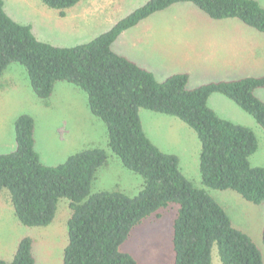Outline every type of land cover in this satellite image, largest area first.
<instances>
[{
    "label": "trees",
    "instance_id": "trees-1",
    "mask_svg": "<svg viewBox=\"0 0 264 264\" xmlns=\"http://www.w3.org/2000/svg\"><path fill=\"white\" fill-rule=\"evenodd\" d=\"M39 1L64 16L80 0ZM179 2L191 3L211 19L235 18L264 33V7L257 0H146L88 41L59 46L37 39L31 25L10 17L0 0V73L11 63L21 64L31 90L46 105L56 82L84 92L90 113L104 125L111 153L142 178L132 196L119 189L92 192L95 173L108 158L104 149L83 148L61 163L45 165L35 150L33 117L21 113L14 119L15 149L0 153V195L7 191L5 200L27 227L50 224L58 200H67L62 264H136L120 245L135 225L169 204H176L173 264H211L213 246L222 264H264L252 239L232 225L225 209L204 189H230L248 202L264 201V166L249 163L257 149L254 132L221 118L208 105L209 96L219 93L264 130V102L254 95L255 89L264 88V73L189 88L187 72L159 81L112 48L123 31ZM141 108L176 117L195 132L204 187L185 177L176 154L162 151L145 135ZM261 236L264 243V224ZM32 244L30 236L21 237L12 258H0V264H34Z\"/></svg>",
    "mask_w": 264,
    "mask_h": 264
},
{
    "label": "rangeland",
    "instance_id": "rangeland-1",
    "mask_svg": "<svg viewBox=\"0 0 264 264\" xmlns=\"http://www.w3.org/2000/svg\"><path fill=\"white\" fill-rule=\"evenodd\" d=\"M2 1L4 9L10 17L19 23L31 25L32 32L37 39L59 46H74L106 31L117 20L142 5L146 0H80L71 9L66 10L64 16H60L54 9L47 8L39 0ZM257 1L264 7V0ZM94 4L101 7V11L98 14L89 15V10ZM239 22L235 18L214 20L191 3H174L125 30L113 42L112 48L115 52L150 70L159 81L171 73L187 71V86L189 88L209 81L261 75L264 73V62L258 64H247L244 61L241 63L217 62L216 60L212 62L208 56H205L209 62L201 64L200 67L204 70L210 69L209 74L206 75L199 68L193 70L191 66H196V64L188 62L184 58L189 50V44L197 45V50L204 52L207 47L202 42L203 38L214 35L210 39L218 40V34L220 39L224 38L223 36L227 32L221 28H218V31H213L217 28L212 27L214 24H236ZM64 23L69 26L63 28ZM231 29V33H239L233 28ZM249 30H242V41L238 42L235 48L236 53L242 54L253 46H256V54L264 50L261 40L257 38L263 33L253 28H251L252 32L257 33H249ZM139 40L143 42L139 43ZM143 46L145 49H142ZM231 46L233 47L232 44ZM215 49V54H217L214 57L218 59L220 58L218 53L221 52V44H217ZM260 59L264 60L263 55L256 57V61ZM74 90L72 85L66 82L55 83L49 102L56 104L60 99L61 104L69 103L72 107L68 111L64 110L61 115L53 113L51 107L46 105L47 100L37 98L31 90L23 66L19 63H11L6 70L0 73V153L15 149L13 121L19 114L27 113L34 119L35 149L40 155V161L45 165H56L63 162L67 153L75 151L80 146L78 144L72 146L67 138L66 145L68 144V146L65 145L66 148L64 147L60 151L62 143L58 138L60 135L66 137L64 134L66 130H70L73 136L76 135L77 131L83 130L87 123L86 116H83V121L79 119L82 107H73L74 103L81 105L82 100L67 98ZM80 92L85 96L84 92ZM254 95L264 102V88L255 89ZM210 96L208 105L214 109L218 116L249 127L254 132L257 149L249 157V163L250 165L264 166V130L251 115L230 99L219 93H213ZM61 108L64 107L61 106ZM150 114H156L158 117H153ZM139 116L145 135L162 151L178 153L181 151L183 161L185 156L188 157L190 153V159L193 164L196 162V166L184 162L183 170L192 183L200 185L198 145L196 144V147L191 145L195 139L188 134L191 131L199 142L195 132L173 116L154 113L142 108L139 109ZM99 122L103 125L100 120ZM94 135L97 139L96 147L104 149L108 158L106 163L97 169L91 182V191L120 189L127 195H134L137 192H133L137 189L135 188L136 180H140L142 183V178L123 167L118 158L111 153L106 144L105 133L102 134L99 128H95ZM195 149L197 154L194 161ZM204 189L225 209L232 225L252 239L260 251L264 263V243L261 236L264 224V201L260 204L248 202L230 189L216 190L208 187H204ZM6 194L5 189L1 191V201H6ZM68 211L67 200L61 198L57 202L55 216L49 225L27 227L18 222L20 228L25 230L24 236H30L33 240L34 264H62L63 248L67 243L66 219ZM175 212L176 204H169L167 207L159 209L158 215L153 213L144 218L131 229L128 237L120 245V251L130 254L136 264H173L171 239ZM10 222V219L7 222L5 217L0 216L1 236L13 235V230L8 227ZM62 226L65 228L64 235L61 231ZM211 264H222L215 246L211 250Z\"/></svg>",
    "mask_w": 264,
    "mask_h": 264
},
{
    "label": "crops",
    "instance_id": "crops-1",
    "mask_svg": "<svg viewBox=\"0 0 264 264\" xmlns=\"http://www.w3.org/2000/svg\"><path fill=\"white\" fill-rule=\"evenodd\" d=\"M71 8H69V9H71ZM89 11H90L89 15H91L92 13H97L98 14L101 11V7H99L97 4H94ZM68 26H69L68 24L64 23L63 28L64 27H68ZM212 27H217V28L213 29V31H218V28H221L222 30L226 31L227 33L223 36L224 37L223 39H220L219 34L217 35L218 40L210 39L214 35L213 36L208 35L205 38H203L202 42H204V44L207 47V49L204 52H199L197 50V45L196 46H192V45L189 44V50L186 52V57H184V58L186 59V61H188V62L191 61L192 63L196 64V66H191V68L193 70L195 68H199L200 70L203 71L204 74H206V75L209 74V72H210L209 68L207 70H204L203 68L200 67L201 64L209 62L206 59L205 56H208V59L210 61H212V62L215 61V60L217 62H232V63H236V62H240L241 63L242 61H244L247 64H258V63L264 62L263 59H260L259 61H256V57L262 56V55L264 57V50H262L261 53H257L256 54V50H255L256 46L251 47L249 50L244 51L242 54L241 53H236V51H235V48H236L238 42L242 41V37H243L242 30L250 29L249 33H257V32H252L253 30H251V28H249V26H247L246 24H244L242 22H239V23H236V24L235 23L234 24L218 23V24H214V26H212ZM231 28H233L235 31H238L239 33H236V32L231 33L230 32V30H232ZM254 35L256 36L258 34H254ZM250 37L252 38V36H250ZM138 38H140V37H138ZM257 38L259 40H261V42H262V44L264 46V33L262 34V36H259ZM141 42H143V41L139 40V43H141ZM217 44H221V49H220L221 52L218 53L220 58L215 59L214 55L216 56V54H217V53L215 54V52H216L215 51L216 50L215 47H216ZM231 44L233 45V47L231 46ZM142 49H145V46H143ZM192 69H189V70H192ZM69 85H71V84H69ZM72 88H74L75 90L70 95H68L67 98L81 99L82 100L81 105L75 104L73 102L74 103L73 107H76V108L79 107V106L82 107V113L79 115V119L81 121H83V116H86L87 117V123H85V121H84V123H85L84 129L83 130L79 129L77 131L76 135L73 136L71 134L70 130H66V131H64V134L66 135V137H63L62 135H60V138H58L59 142L62 143V145H60L61 146L60 151L64 149V147H65V145L67 143V138L71 142L72 146L73 145L76 146L77 144L80 146V147H78V149H75V151H70L69 153H67L68 155L73 153V152H76V151H78V150H80L82 148L96 147L95 142H96L97 139L95 138V135H94L95 128H99L100 132L102 134L105 133L104 125L100 124L99 119H97L94 115H92L90 113V111H89V109L87 107V104H86L85 96L83 94H81L79 89H77V88H75L73 86H72ZM76 90L79 91V92H75ZM53 104L54 103H50L49 102L48 106L51 107L53 113H56V114H59V115H61V113L64 110L68 111L69 108L72 107V106H70L69 103L61 104L60 103V99H59V101L56 104H54V105ZM61 106H63L64 108H61ZM150 115L153 116V117H158L156 114H150ZM64 123H66V122L64 121ZM54 132H56V130H54ZM188 134L193 139H195V141L191 145H194V147H196V144L198 145L197 151H198V154H199V142H197L194 134H192L191 131ZM35 144H36V142H35V139H34V146H35ZM154 144H156V143H154ZM67 146H68V144L66 145V147ZM163 151H165V150H163ZM197 151H196V149L194 150V155H193V160L194 161L196 160ZM165 152L174 153L176 155L178 154L177 156L179 158L180 170L185 175V177L189 179V177L185 173V170H183V163L184 162H188V163L192 164L193 166L194 165L196 166V162L193 164V162L190 159V153L188 154V157L185 156L184 161H183V158L181 157V151H179V153L178 152H174V151H165ZM39 158H40V155H39ZM197 158H198V156H197ZM253 166H256V165H253ZM198 167H199V165H198ZM141 184L142 183H141L140 180H138V181L136 180V187L135 188H137V189H135L133 192L138 191L140 186H141ZM194 185L197 186V187H202L201 182H200V185H196V184H194ZM154 214L158 215V211L155 212ZM13 215L14 214H13V211H12V208H11L10 204L7 201H1L0 200V216L1 217H5L7 219V222L9 221V219L11 220V222L8 225V227H10L13 230V232H12L13 235H3V236L0 235V258L4 259V260H10L12 258L19 239L25 235V230L20 228L17 219ZM0 229H2L1 226H0ZM61 231H62V233L64 235L65 228H63V226H62V230ZM63 240L65 241V237L63 238ZM172 251H173V249H172ZM173 257H174V253H173Z\"/></svg>",
    "mask_w": 264,
    "mask_h": 264
}]
</instances>
